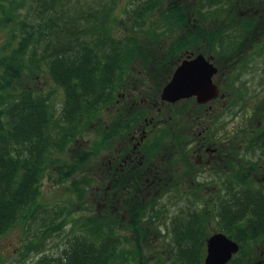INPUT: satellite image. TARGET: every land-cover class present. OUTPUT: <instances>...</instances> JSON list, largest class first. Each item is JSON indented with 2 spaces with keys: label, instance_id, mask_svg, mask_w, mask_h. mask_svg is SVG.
Segmentation results:
<instances>
[{
  "label": "trees",
  "instance_id": "trees-1",
  "mask_svg": "<svg viewBox=\"0 0 264 264\" xmlns=\"http://www.w3.org/2000/svg\"><path fill=\"white\" fill-rule=\"evenodd\" d=\"M7 1L0 0L3 14L8 10ZM235 1L197 0L190 4L186 0H139L130 9V29L126 27L123 37H117L111 22L114 6L106 4L91 22V17L85 18L89 14L81 10L67 14L69 0H33L34 9L29 8L14 28L12 38L16 42L8 41V51L0 54V237L23 217L33 218L47 211L40 196L49 170L59 173L57 181L64 182L97 153L78 149L71 164L62 162L57 155L65 152L93 121H101L103 109L108 113L131 67L149 62L152 56L145 50L152 49L154 41L141 38L139 33L156 37L169 34L174 26L182 27L188 39L191 34L194 49V40L211 35L210 27L203 24L210 16L208 12ZM115 2L112 0V4ZM6 18L7 15L1 18L0 24ZM215 30L217 35L210 39L213 43L224 41L233 31ZM188 39L181 38L177 45L174 41L171 47L181 49L188 45ZM154 40L165 43L158 36ZM44 73L63 89L60 110L53 104L52 96L24 83ZM259 111L261 126L253 134L257 142L251 150L259 152L261 162L264 114L261 108ZM123 114L124 110L117 114L109 128L103 129L101 123L103 141L99 145L105 146L118 129L134 125L137 116L127 124ZM247 177L238 189L230 187L232 196L222 202L219 213L221 230L241 245L240 255H235L230 264H248L250 243L264 237V183L248 184ZM137 207L130 204V215L131 223L136 225L134 234L140 240L144 227L141 229L138 214L134 215ZM192 221L196 223L198 219ZM57 225L61 228L64 222ZM116 226L111 219L89 215L81 231L69 238L58 256L44 255L35 264H134L128 260L129 251ZM196 229V225L191 230L183 227L177 238L178 257L182 262L185 258L186 264H202L205 252ZM188 238L192 247L186 243Z\"/></svg>",
  "mask_w": 264,
  "mask_h": 264
},
{
  "label": "rangeland",
  "instance_id": "rangeland-1",
  "mask_svg": "<svg viewBox=\"0 0 264 264\" xmlns=\"http://www.w3.org/2000/svg\"><path fill=\"white\" fill-rule=\"evenodd\" d=\"M69 1V6L66 8L67 14L74 15L81 10L85 14H89L88 16L85 15V18L91 17V19L89 18L91 22L96 19L98 14H101L100 12H103L101 9L106 4L114 6L111 13V22L113 21V31L117 37H123L126 33L124 31L126 27L130 29V9L139 3V0H116L115 4H112V0ZM186 1L194 4L197 0ZM237 1L233 5H225L217 10L205 11L210 16L205 18L206 21L203 24L206 25V28L210 27L209 33L211 35H208L206 39L194 40L193 50H196L197 53H204L211 58L219 67L220 74L222 72L220 80L222 81L223 103H227L228 107L235 105L233 111H237L229 112L231 115H228V123H232L247 114V118L251 119V122L248 123L249 128L256 129L258 123L256 114L259 108L264 107V0ZM5 6L8 10L4 14L0 11V19L7 15L4 23L0 24V54L7 50L8 41H12V44L16 42L17 39L12 38L14 28L29 8L34 9L35 3L33 0H9L5 2ZM254 14L259 17V19H255L256 21L251 19ZM246 20L248 21L245 22ZM241 21H244V24H247L249 28L245 29ZM158 23L161 24L160 21ZM193 24L195 22H192ZM232 24L243 26L242 30L244 31L241 33L251 34L252 36L247 39L248 46L244 48V51L225 55L219 43H213L210 39L212 35H217L215 29L218 31L222 29L231 31L234 27ZM183 29L174 26L173 31L171 30L169 34L160 33L157 35L159 40L162 39L165 43L160 41H158L160 43H156V40H154L157 39L156 35V37L145 33H139V35L145 40L154 41L153 45L149 43L154 46L152 49H165L170 47L174 41L177 45L181 38L185 41L188 39V35L186 32L183 33ZM234 40L236 41V37ZM224 47L226 48L225 45ZM233 48L238 47L235 45ZM148 63L135 66L141 68V65L145 66ZM150 74L148 72L146 76L139 75L135 77L137 81H145L142 90L146 92H143L142 99L137 97L138 102L144 101L148 95L151 97L156 92L154 87H157V82L154 75L151 77ZM224 78H226V81H223ZM24 83L29 88L52 96L53 104L60 110L63 101V89L48 74H41L37 78L29 79ZM119 97L121 95L117 94L116 100ZM113 105L111 104V107ZM125 108L123 116L128 124L133 122L132 120H134L135 115L137 116V113L133 110L129 112L127 110L129 107L125 106ZM163 112L162 115H159L160 119L158 118L159 122L156 123L154 134L160 133L168 124L163 121L167 116ZM100 115L99 120L101 121H93L65 152L57 153V155L62 159V162L71 164L78 149L97 151V153L78 172L64 182L57 181L59 173L49 170L42 181L40 196V202L48 207L47 211L39 212L33 218L23 217L13 228L0 237V264H35L44 255L58 256L69 238L74 233L81 231L85 224V218L89 215H99L115 221L122 244L129 251L128 260L134 264H186L184 257L183 262L178 257L177 238H179V233L183 230V227L191 230V226L196 225V235L198 240L202 241V248L205 252L202 258V264H204L207 239L216 232H223L221 230L222 220L219 216L222 204L220 198L224 196L231 197L230 187L233 186L232 188L235 190L238 186L236 184H223L219 175H215L214 172H211L209 178H205L204 175L201 176L199 180L203 181L202 183L164 186V189L159 193H152V196L148 197L149 199L142 201L134 213V215L138 214V217L142 220L141 224L143 226H141V229L144 227L143 235L139 240L134 234L136 225L134 221L131 223L129 208L127 209L123 206V202L118 201L114 203L111 209L104 205L110 191H108L109 186L107 184L98 183L102 175L98 167L101 166V162L107 154L105 147L99 145L103 141L101 123L104 124L103 129L109 128L107 126H111L115 116L108 115L106 108L103 109ZM126 129L124 128V130ZM210 136L212 135L210 134ZM111 138L113 139V136ZM118 138L114 137L113 140L115 141ZM245 147L246 145L243 148ZM245 149L239 151L237 157L238 160H242L245 169L248 167L251 169L248 164L253 165L254 159L257 160V157L248 154ZM261 162L263 167H257L256 171L260 177H263L264 160L262 159ZM100 169L103 170V166ZM260 183H264V179ZM253 185L257 186V183H253ZM79 191L83 192L82 197L79 196ZM171 196L175 199L174 201L170 200ZM117 218L119 221L116 220ZM193 218L198 219V222L193 223ZM60 221L64 222L61 228L57 225ZM188 233L191 234V231ZM186 243L191 247L193 246L190 238L186 240ZM263 248L264 237L257 243L251 242L249 249H247V258H257ZM239 255L240 253L236 254V256Z\"/></svg>",
  "mask_w": 264,
  "mask_h": 264
},
{
  "label": "flooded vegetation",
  "instance_id": "flooded-vegetation-1",
  "mask_svg": "<svg viewBox=\"0 0 264 264\" xmlns=\"http://www.w3.org/2000/svg\"><path fill=\"white\" fill-rule=\"evenodd\" d=\"M251 19L254 21L259 17L254 14ZM241 24L245 29L249 28L244 21H241ZM240 26L232 27L233 31L227 35L226 39L219 41L225 55L244 51V48L248 46L247 39L252 35L241 33L244 30H242L243 26ZM235 45L238 48H233ZM171 46L172 44L165 49L145 50L152 56L148 60L149 63L145 66L141 65V68L131 67L132 71L128 73L126 82L118 93L121 97L108 111V115L112 114L113 117L121 114L126 106L129 107L127 109L129 112L133 110L137 113L134 125L126 130L118 129L117 133L112 135L113 139L119 138L115 141L111 138L104 146L107 154L101 162L103 170L100 169L101 166L98 167L102 174L98 183L109 186V196L104 204L109 209L113 208L114 203L118 201L123 202V206L129 208L130 213V204L134 207L140 206L142 201L151 197L152 193H159L164 186L202 183L203 181L199 180L201 176L209 178L211 172L219 175L220 181L225 185L242 186L245 175H248L245 179L248 184L259 185V182L264 179V176L260 177L256 171L257 167H263L259 152L251 150V146L256 145L257 142L253 134H257L261 126L260 108L256 114V120H258L256 129L249 128L248 123L251 119L247 118V114L228 123V115H231L229 112L237 111H233L235 105L228 107L227 103H223L220 80L222 72L220 74L219 67L204 53H197L196 50L191 49V35L188 45L183 48ZM198 54H203L217 67V72L212 79L213 83L219 87L218 96L206 103H200L196 96L180 98L176 101L163 99V90L172 80L176 69L184 60L191 61V58ZM148 72L151 73V77L154 75L157 82V87H154L156 92L151 97L146 94L144 101L138 102L137 97L142 99L143 92H146L142 90L145 81H137L135 77L146 76ZM162 75L164 76L160 78ZM223 81H226V78ZM262 111L264 114V107ZM162 112L167 115L163 121L168 124L160 133L154 134L156 123L159 122V115H162ZM244 144L246 149L243 148ZM243 149L257 157V160L254 159L256 164H248L251 169L249 167L245 169L242 160H238L237 153ZM226 198L228 197L224 196L220 200L224 202ZM170 200L175 199L171 196ZM263 262L264 248L260 250L257 258L250 257L248 264Z\"/></svg>",
  "mask_w": 264,
  "mask_h": 264
},
{
  "label": "water",
  "instance_id": "water-1",
  "mask_svg": "<svg viewBox=\"0 0 264 264\" xmlns=\"http://www.w3.org/2000/svg\"><path fill=\"white\" fill-rule=\"evenodd\" d=\"M216 72L217 67L203 54L191 58V61L184 60L176 69L172 80L165 86L162 98L176 101L196 96L200 103H206L217 97L220 92L212 79ZM239 251V242L225 232H216L207 239L204 264H228Z\"/></svg>",
  "mask_w": 264,
  "mask_h": 264
}]
</instances>
